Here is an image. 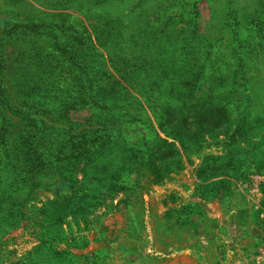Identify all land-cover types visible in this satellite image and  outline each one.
I'll use <instances>...</instances> for the list:
<instances>
[{
	"label": "rangeland",
	"instance_id": "rangeland-1",
	"mask_svg": "<svg viewBox=\"0 0 264 264\" xmlns=\"http://www.w3.org/2000/svg\"><path fill=\"white\" fill-rule=\"evenodd\" d=\"M30 1L34 0H0V213L7 206L2 199L33 189L23 216H6L5 222L0 221V264H94V257L100 264H264V0H257L259 5L255 0H83L99 5L90 10L71 7L64 13H56V0H41L51 3L35 4L34 9ZM40 16L63 24L49 29L62 41L70 40L71 29L89 36L76 56L83 67L58 51L52 37L16 27L20 21ZM63 17L67 19L59 20ZM192 19L197 20L193 27L205 36L195 54L200 58L206 51L210 54L203 64L200 92L212 95L219 79L228 84L238 79L237 114L249 115V127L236 123L230 131L234 137L213 139L210 125L205 123V143L187 152L177 142L167 155L169 168H173L169 176L157 182L154 168L143 167L141 187H133V175L126 179V188L105 204L89 207L86 221L74 220L73 210L82 214L88 209L80 203L82 197L91 199L88 206L98 200L90 184L82 183L83 171L78 168L82 164L68 157L72 149L69 139L96 136L111 128L113 138L120 135L129 140L136 137L134 119L140 122L137 127L151 124L166 134L160 126L163 107L126 106L122 89L114 85L105 90L101 82L97 87L84 67L107 69L112 81H121L109 55L127 48L129 55L136 50L132 67L146 83L154 70L142 65L154 60L168 65L165 59L171 51L164 52V47L176 43L177 35ZM258 23L261 29L257 30ZM118 25H127V31H132L125 44ZM163 25L171 40L155 41L154 32ZM131 36L135 39H128ZM136 36L144 41L137 44ZM208 42L211 48L205 50ZM236 70L246 74L236 78ZM163 81L165 86L155 96L171 99L176 87ZM103 96L107 97L104 101ZM104 102L109 103L108 108L101 107ZM142 103L147 105L144 99ZM128 110L130 119L122 116ZM181 114L174 132L202 133L196 114ZM20 115L34 124L25 126ZM106 115L111 118L109 124ZM121 121L128 126H118ZM189 121H193L192 130L186 129ZM34 136L40 153L50 162L42 174L44 182L37 185L28 180L40 168L23 160L24 146H30ZM240 138L251 141L239 145ZM253 145L257 148L251 150ZM110 153L98 160L104 159V169L105 162L117 159ZM102 171L89 176L102 175ZM59 187L65 194H60ZM61 252H71L74 257L61 255L58 262L55 255Z\"/></svg>",
	"mask_w": 264,
	"mask_h": 264
},
{
	"label": "trees",
	"instance_id": "trees-1",
	"mask_svg": "<svg viewBox=\"0 0 264 264\" xmlns=\"http://www.w3.org/2000/svg\"><path fill=\"white\" fill-rule=\"evenodd\" d=\"M35 1V2H34ZM30 1L32 8H35V4L39 6H43L44 4H50L49 1H41V0H34ZM255 5H259L260 2L255 0ZM52 5V4H51ZM54 6L57 8L62 9V11L58 12L56 8V13H64L65 11L70 10L71 7H76L79 10L83 9H94L99 3H91L85 2L83 0H56L53 3ZM46 13V12H43ZM67 17H63L59 20H66ZM58 19L50 17H37V19L33 21H20L19 25L16 27L19 29H25L24 32L31 30L33 33H37L38 35H45L48 37H52V42L54 46L59 51H63L67 56L74 58L76 64L80 67H83L80 59H77L78 52L80 51V46L86 45V41L89 40V36L84 33V31L70 30L69 34L71 38L69 41H62L58 35L54 36V33L51 29L52 27H63V24L57 23ZM196 19H192L189 21L188 26L181 30L177 35L178 41L171 45H166L164 47V52L171 51V55L165 59L166 63H162L158 60H154L149 62L146 65H142V67L150 66L151 71L150 75L151 78L144 83L143 81L139 80L138 77L141 75L139 70L133 69V54L136 50H134L129 55L126 54V51L122 53H116L115 55H109L110 60H112V66L117 71V74L121 77V81L116 80L112 81L113 75L110 73L109 70L99 69L97 66L84 67L85 74L89 77L93 84L95 83L96 86H99V82L103 83L104 86L107 88L105 90H109L114 85L118 86V88L123 90L124 102H127L126 106L132 105H140L141 108H158L163 107V113L160 114L161 124L160 125L165 135H162L155 126L150 128L149 126L143 127V125L138 126L139 120L134 119L132 121V130L135 132L136 137L131 136L130 139L122 138L120 135L115 136L113 138L111 128L107 129V132L98 131V135L90 136V134H84L83 136H77V139H69L72 145V149L70 150L68 157L75 158L76 164L78 168H80L82 173V183L84 185L87 182L90 184V187L93 188L94 198L98 201L94 203V205H90L91 199L88 197H82L80 199V203H84L88 209H83L84 213L79 214V212L72 211L71 215L74 220L78 222L82 220H87V216L91 212L90 208H94L96 204H105L110 196H112L115 192H119L121 189L126 188L127 182L126 179L130 178L131 176L135 175L130 181L134 183L133 187H141V178L140 170L143 167H152L153 173H155L156 181L163 180V176H169L170 173L173 172V168H169L168 163V156L174 150V147L177 142L185 150L190 151L192 147L205 143L206 142V135L205 132L207 131L205 123L210 125V137L215 139L219 138L221 135H224L226 139H230L234 136L230 134L234 125H240V123L245 124V128L249 127V120L248 114H237L240 110V99L239 95H236V92L239 90V84L237 86L238 79H231V83L228 84V81L218 80L215 83L216 90L212 95H203L200 92V87L202 81V75L205 72L204 63L209 61L210 54L206 51L203 55V58H200V54L196 55L195 52L198 51V48L205 42V36L202 32H198L197 29L193 27L195 24ZM234 20H238V17L235 16ZM197 21V20H196ZM109 27L110 24L112 26V19L109 20ZM168 24V23H166ZM118 33L123 39V43L125 44L127 35L132 31H127L129 27L120 26L118 25ZM261 29V23L256 25V29ZM47 29V30H45ZM2 27H0V38L2 37ZM69 30V29H68ZM112 30V29H111ZM140 34L142 33L143 29L140 28ZM22 31V30H21ZM134 31V30H133ZM158 31V33H157ZM155 36V41L159 38L167 37L165 40H171L168 36V29L165 25L158 28ZM5 32V31H4ZM133 38L132 36L128 39ZM135 39V38H133ZM137 44L142 43L144 39L140 36H136ZM130 45L129 47H131ZM205 50L210 49L211 45L205 43L204 45ZM119 58V59H118ZM118 59V60H117ZM159 63V64H157ZM159 68V70L157 69ZM91 69V70H90ZM246 74V72H240L239 70L235 71V77L238 78V75L242 76ZM110 75V76H109ZM106 76L108 79L102 80ZM102 80V81H101ZM166 84L170 86L176 87V90L171 92V95H175L171 99H167V97L160 98L155 96V92L159 91L163 86ZM229 86L231 88L229 89ZM210 90V88H207ZM136 92L138 94L136 95ZM104 100L107 99L106 96L102 98ZM145 100L147 105H143L142 100ZM1 101V98H0ZM98 100H96L97 103ZM128 102H130L128 104ZM107 102H104L101 107L108 108ZM181 111L188 114H196L198 116V122L202 125V133H198V131L194 130V133H198V135H192L191 133H186V131H179L178 134L174 132L173 128L179 124V119L183 117ZM27 113L23 112V115ZM132 113L130 111H125L122 113V116H126L127 118H131ZM137 116V115H133ZM219 117V120L211 119L212 117ZM20 117H22L20 115ZM175 117L178 119L175 120ZM205 117H211L209 120L205 121ZM25 120V126H30L34 124L32 121H27L25 117H22ZM38 121V119L36 118ZM111 118L106 115V123L109 124ZM193 121H189L186 123L187 128L192 130L193 128ZM227 123V124H225ZM225 124V128H224ZM185 125V126H186ZM236 125V126H237ZM118 126H128L126 122H119ZM179 126V125H178ZM230 127V128H226ZM140 129L141 131H138ZM245 130V129H244ZM243 130V131H244ZM145 131V134L143 133ZM249 136H253L252 132L248 133ZM232 136V137H231ZM35 136L30 140V146H24V157L23 160L25 163L27 162L30 166L36 165L35 168L38 169V172L32 171L30 174L28 182L31 180L36 181L38 183H43L45 177L42 175L45 170H47L48 165H50L49 159L44 158L43 155L40 153L38 149V143L34 140ZM174 141H171L173 140ZM249 138H240L239 145L242 142H245L249 145L248 140ZM68 142V145L70 144ZM117 143V147H112L109 144ZM253 143V142H252ZM113 148V149H112ZM257 148L255 145L250 146V149L253 150ZM259 148V147H258ZM113 150V152H111ZM111 152V153H110ZM108 153L113 157H117L116 161L108 160L106 169L102 166L104 159L98 162L99 158H104ZM169 153V154H168ZM177 154V153H176ZM73 163V161L71 162ZM167 163V165L165 164ZM80 166V167H79ZM103 170L102 175H92L89 176L90 172H94L96 170ZM164 169L166 171H164ZM128 172V173H127ZM134 172V173H133ZM165 174V175H164ZM126 177V178H125ZM77 181V179H68ZM128 180V179H127ZM34 184V183H32ZM35 185V184H34ZM61 193H64V189L59 187ZM30 191H20L9 197L4 201L7 203L6 208H4V212L0 213V221L5 222L6 216H15L20 217L25 214L26 204L29 198L33 197V189H29ZM62 253V254H61ZM58 255H55V260L59 262L60 258L64 257H74V254L71 252H61ZM60 255V256H59ZM76 257V256H75ZM82 257V256H81ZM85 259L89 258L88 255H83ZM73 260V259H71ZM74 261V260H73ZM61 262H64L62 260ZM68 262V261H66ZM94 264H100L99 260L94 257Z\"/></svg>",
	"mask_w": 264,
	"mask_h": 264
}]
</instances>
